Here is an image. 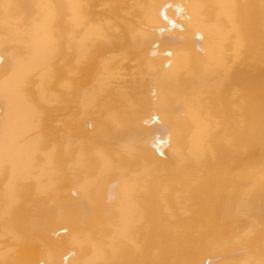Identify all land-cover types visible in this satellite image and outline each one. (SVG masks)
Segmentation results:
<instances>
[{"label":"bare ground","instance_id":"bare-ground-1","mask_svg":"<svg viewBox=\"0 0 264 264\" xmlns=\"http://www.w3.org/2000/svg\"><path fill=\"white\" fill-rule=\"evenodd\" d=\"M0 264H264V0H0Z\"/></svg>","mask_w":264,"mask_h":264}]
</instances>
